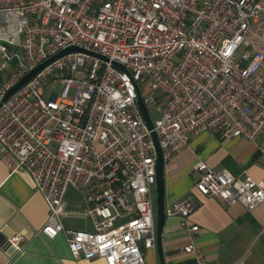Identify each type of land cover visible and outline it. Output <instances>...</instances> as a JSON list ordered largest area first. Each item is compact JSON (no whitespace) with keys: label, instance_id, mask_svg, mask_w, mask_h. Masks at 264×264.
Wrapping results in <instances>:
<instances>
[{"label":"built area","instance_id":"obj_1","mask_svg":"<svg viewBox=\"0 0 264 264\" xmlns=\"http://www.w3.org/2000/svg\"><path fill=\"white\" fill-rule=\"evenodd\" d=\"M263 22L264 0H0V53L7 60L0 69L8 70L0 83V153L12 170L29 174L47 204V219L32 236L62 232L74 258L147 264L141 244L155 249L157 240L152 132L164 157L206 130L249 142L263 135L264 48L253 33ZM69 46L85 51L58 56L2 101L24 75ZM140 81L150 83L146 96ZM137 88L148 110L157 107L155 119L149 110L153 129ZM258 148L264 155V141ZM194 168L203 196L249 211L264 202V178L202 159ZM68 186L90 187L84 215L93 230L61 223ZM196 207L188 194L165 213L197 232L190 221ZM24 239L16 233L6 244L20 251ZM184 251L207 264L193 241Z\"/></svg>","mask_w":264,"mask_h":264},{"label":"crops","instance_id":"obj_2","mask_svg":"<svg viewBox=\"0 0 264 264\" xmlns=\"http://www.w3.org/2000/svg\"><path fill=\"white\" fill-rule=\"evenodd\" d=\"M255 45L264 48V22L253 27ZM264 68V66H263ZM264 134L249 142L244 138H223L219 133L202 131L165 158V210L173 202L191 194L197 203L190 221L200 226L191 232L178 216H166L162 231L164 264H195L196 257L184 247L192 241L207 259V264H264V202L249 211L241 203L229 204L216 197L203 196L196 183L200 172L194 166L198 159L214 169L233 174L247 171L257 180L264 178V155L259 144ZM90 187L68 186L63 198L66 215L60 218L65 228L94 229V221L84 215L88 209ZM156 222V186H155ZM48 216L41 193L25 170H12L0 153V264H106L102 258L72 257L65 235L58 232L49 238L32 236ZM21 233L26 236L17 251L6 244L7 238ZM147 264H161L157 246L147 249L141 244Z\"/></svg>","mask_w":264,"mask_h":264},{"label":"water","instance_id":"obj_3","mask_svg":"<svg viewBox=\"0 0 264 264\" xmlns=\"http://www.w3.org/2000/svg\"><path fill=\"white\" fill-rule=\"evenodd\" d=\"M73 51H85L81 48L75 47V46H69L66 49L60 51L55 56L47 59L46 61L40 63L35 68H33L29 73L24 75L18 83L13 85L4 95L2 98V101H5L10 95H12L19 87L23 86L26 82H28L40 69H42L45 65H47L49 62L57 58L58 56H61L65 53L73 52ZM98 55L102 58H105V56ZM118 67L125 70L126 68L121 65L120 63H115ZM137 102L139 105V108L144 116V119L147 123V126L149 129H153V120L150 116L149 110L145 104V101L143 99V96L141 94V91L139 88H137ZM153 139L157 148V164H156V170H157V180H156V204H157V211H156V231H157V240H156V246L158 248L159 256H160V262L161 264H164V256H163V250H162V231L166 220V213H165V177H164V169H165V158L163 154V150L159 144L158 137L155 132H152Z\"/></svg>","mask_w":264,"mask_h":264},{"label":"rangeland","instance_id":"obj_4","mask_svg":"<svg viewBox=\"0 0 264 264\" xmlns=\"http://www.w3.org/2000/svg\"><path fill=\"white\" fill-rule=\"evenodd\" d=\"M5 61L7 62V60L5 58H3L1 56V53H0V68H1L2 63H4ZM10 64H12V62H10ZM8 69H9V67H8ZM260 73L262 75H264V68L263 67L261 68ZM7 75H8V70L7 69H4V70L0 69V83L3 82L7 78ZM50 83H51V81H49V84ZM140 84H141V89H142L143 95L144 96L148 95L150 93V91H151L150 83H148V81L147 82L140 81ZM61 87H62V82L57 80L55 82V84H54V90L58 92V91H60ZM49 93H50L49 89L47 88L45 90L44 97L48 98L49 97ZM149 110L151 111L152 118L155 119L156 113H157V107L156 106H151V107H149ZM98 147H99V149H101L102 148L101 144H99ZM154 195H155V189H154Z\"/></svg>","mask_w":264,"mask_h":264}]
</instances>
